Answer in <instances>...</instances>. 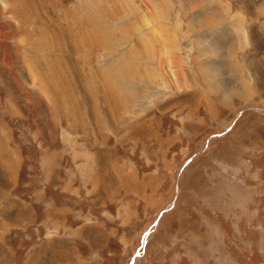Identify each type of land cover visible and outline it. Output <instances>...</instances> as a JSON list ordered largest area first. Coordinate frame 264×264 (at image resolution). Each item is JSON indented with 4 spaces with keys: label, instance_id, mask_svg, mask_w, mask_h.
Segmentation results:
<instances>
[{
    "label": "rangeland",
    "instance_id": "374dc122",
    "mask_svg": "<svg viewBox=\"0 0 264 264\" xmlns=\"http://www.w3.org/2000/svg\"><path fill=\"white\" fill-rule=\"evenodd\" d=\"M0 264H264V0H0Z\"/></svg>",
    "mask_w": 264,
    "mask_h": 264
},
{
    "label": "bare ground",
    "instance_id": "6f19581e",
    "mask_svg": "<svg viewBox=\"0 0 264 264\" xmlns=\"http://www.w3.org/2000/svg\"><path fill=\"white\" fill-rule=\"evenodd\" d=\"M28 57V56H27ZM245 96V95H244ZM12 162V161H11Z\"/></svg>",
    "mask_w": 264,
    "mask_h": 264
}]
</instances>
